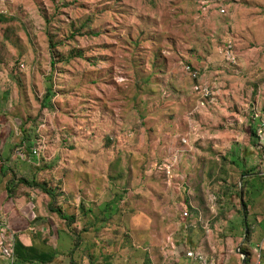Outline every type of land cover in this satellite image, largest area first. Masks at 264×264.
<instances>
[{
	"label": "rangeland",
	"instance_id": "374dc122",
	"mask_svg": "<svg viewBox=\"0 0 264 264\" xmlns=\"http://www.w3.org/2000/svg\"><path fill=\"white\" fill-rule=\"evenodd\" d=\"M229 1L221 15L211 0H0V207L24 217V245L53 264H210L212 237L245 227L252 167L248 220L264 216V0Z\"/></svg>",
	"mask_w": 264,
	"mask_h": 264
},
{
	"label": "crops",
	"instance_id": "0c3cea01",
	"mask_svg": "<svg viewBox=\"0 0 264 264\" xmlns=\"http://www.w3.org/2000/svg\"><path fill=\"white\" fill-rule=\"evenodd\" d=\"M259 46L260 47H258L257 49L260 50V53H258L257 56L258 58L256 59V64L257 66H259L258 70L260 76L258 79L259 93H258L257 104L253 111V113L255 114L253 118L260 117L261 119L260 123H261L262 121H264V42L262 45ZM258 209L260 208L256 205L255 210ZM0 213L4 216V219L6 220L7 223L10 222V226H11L10 228L13 230L15 234L24 232L26 227H23L22 229L20 228V224L25 222V221L21 222L23 220L21 218L24 217L22 215L21 217L18 214L17 217L20 216L21 218L19 217L20 220H16V218L13 215V214L16 215L17 211L16 213L15 212L9 213L6 207H0ZM253 221L251 220L249 221V223L252 224L253 227H252V235L250 238V242L246 246V249L249 250V252H251L252 254V257L250 259V264H264V216H257ZM245 240L246 238H242L238 234L224 235L221 237L219 236L216 237V239L212 237V256H211L212 261L210 264H245V260H244L245 256L240 252V247L244 244ZM255 241H256L255 247H252L251 243ZM198 254L201 256L202 258L201 260L193 259V258L192 259L199 261L200 264H206L207 259L203 256L202 253H198ZM175 261H176L175 264H195L193 262H190L187 258H185V256L182 255H179V257H177Z\"/></svg>",
	"mask_w": 264,
	"mask_h": 264
},
{
	"label": "trees",
	"instance_id": "16d2710c",
	"mask_svg": "<svg viewBox=\"0 0 264 264\" xmlns=\"http://www.w3.org/2000/svg\"><path fill=\"white\" fill-rule=\"evenodd\" d=\"M55 45L53 43H49V47L53 48ZM52 89L51 86H47L46 90H45V95L43 97L42 100V106H48L50 103V97L52 95ZM256 127H252V133L253 136H257V131L255 129ZM1 171L0 173L3 175V166L0 167ZM259 169L252 167L249 169H245L244 171H242V177L244 179V181L242 182L241 186V193L242 194V199L243 202L240 200L241 202V206L243 207V214L245 216V227L240 229V236L243 238L244 232L246 233V240L244 242V244L240 247V252L242 254H244V260H245V264H250V259L252 257L251 252H249V250L246 249V246L249 244L250 242V238L252 235V227L253 225L249 223L248 220V211H249V205L247 202H244V192L246 191L248 185H247V180H248V176H252V175H259L260 171H258ZM263 177V176H262ZM20 183L23 184H28V182L25 179H21L19 180ZM34 188L40 189L41 192L43 194H45L46 196H48L49 198L53 199V193H51L50 191H48L45 186L43 185H38L37 182L33 181L32 185ZM7 192V197H11V190L8 189L6 190ZM54 201V199H53ZM48 211L51 212L52 214L57 215L62 221L66 222L68 227L71 229L72 231V235H74V237L78 240L76 241V245H78L79 241L81 240L78 236V232L77 229L75 227L76 225V217L73 215H68L66 214L60 207H57L56 203L51 202L48 205ZM244 224V222H243ZM232 227H230L231 229V233L233 235H239V231L235 228V224H231ZM74 228V229H73ZM228 234V235H230ZM224 236V235H223ZM74 253L78 252V249L73 250ZM14 260L12 264H53V262L55 261V259L57 258V254L56 253H49V252H40L38 251V249L34 246V245H30V246H26L24 245L18 238H16L15 240V244H14ZM71 264H82L79 261H76L74 258H71Z\"/></svg>",
	"mask_w": 264,
	"mask_h": 264
},
{
	"label": "built area",
	"instance_id": "2783aa9c",
	"mask_svg": "<svg viewBox=\"0 0 264 264\" xmlns=\"http://www.w3.org/2000/svg\"><path fill=\"white\" fill-rule=\"evenodd\" d=\"M229 0H211L212 8L216 9L221 15H225L228 12ZM225 60L230 64L237 65L238 57L234 51V44L229 41L225 47ZM186 72L191 75L193 79L198 78V73L192 70V67L186 66ZM197 90L202 89L200 86H196ZM257 138L259 142L264 146V121H262L257 129ZM34 156L39 155V150L34 149L32 151ZM189 217L188 212L183 213V220H187ZM186 223V222H185ZM187 227V225H186ZM16 234L10 228L9 223L6 222L4 216L0 213V256L13 263L14 260V244L16 240ZM187 257L201 260V256L198 253L187 251Z\"/></svg>",
	"mask_w": 264,
	"mask_h": 264
},
{
	"label": "water",
	"instance_id": "95a60500",
	"mask_svg": "<svg viewBox=\"0 0 264 264\" xmlns=\"http://www.w3.org/2000/svg\"><path fill=\"white\" fill-rule=\"evenodd\" d=\"M242 179L243 178H241V181H240V184L242 185ZM241 201L243 202V199H242V194H241ZM244 238H246V233H245V237Z\"/></svg>",
	"mask_w": 264,
	"mask_h": 264
}]
</instances>
